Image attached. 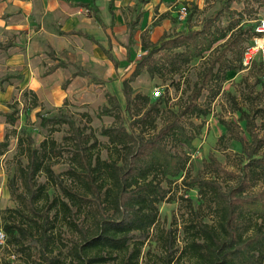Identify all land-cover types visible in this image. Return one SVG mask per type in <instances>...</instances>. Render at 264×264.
<instances>
[{"label": "trees", "instance_id": "trees-1", "mask_svg": "<svg viewBox=\"0 0 264 264\" xmlns=\"http://www.w3.org/2000/svg\"><path fill=\"white\" fill-rule=\"evenodd\" d=\"M232 1L220 0L198 27L163 32L156 41L141 35L145 52L122 79L124 107L107 92L101 108L113 117L100 131L107 138L104 147L91 126H79L64 113L40 116L48 135L37 145L23 128H12L18 164L7 186L15 206L0 211V228L5 244L24 257L21 264H141L144 244L159 221V204L173 199L170 185L179 176L182 184L197 190L199 203L187 204L181 247L176 229L156 233L162 254L155 264H264V133L255 131V114L234 101L232 110L244 119L248 139L236 123L221 119L226 131L220 138L239 143L243 154L236 170L210 157L207 175H183L188 150L202 129L190 117L210 113L209 102L200 100L203 90L215 97L226 71L243 68V48L256 33L240 25L241 13L230 8ZM82 5L101 22L97 9ZM224 13L230 18L221 25ZM139 15L129 23L131 41ZM107 55L116 65L112 54ZM196 58H204L203 66L189 94L157 126L162 95L150 99L131 83L146 71L172 84L173 76L183 75ZM250 67L263 70L259 60ZM0 115L11 125L15 122V109ZM62 125L66 129L58 141L53 133ZM7 146L8 135L0 142V147ZM61 162L67 168L57 174L53 166Z\"/></svg>", "mask_w": 264, "mask_h": 264}, {"label": "rangeland", "instance_id": "rangeland-1", "mask_svg": "<svg viewBox=\"0 0 264 264\" xmlns=\"http://www.w3.org/2000/svg\"><path fill=\"white\" fill-rule=\"evenodd\" d=\"M38 6V0L32 1L26 9L18 7L14 0H0V42L7 44L5 49H0V79L3 78L0 80V112L15 109L16 114L12 125L0 115V142L8 135L7 148L0 147V211L15 206L7 186L18 164L15 156L17 140L12 128H23L37 145L48 135L47 128L40 124V116L64 113L79 126H91L95 137L104 147L107 138L100 131L113 121L112 116L101 112L102 106L107 103L106 93L115 94L124 107L122 79L129 75L135 61L145 52L140 45L139 29L135 31L130 56L125 55L124 48L115 39L118 36L127 41L126 21L133 16L128 6L120 8L124 21L118 24L120 27H116V37L112 39L111 51L118 63L116 68L95 43L76 34L62 33L68 29H82L92 32L107 46L106 34L96 27L92 15L88 16L76 8L66 17H58V13L55 17L52 10L43 11ZM219 6L220 0H170L164 6L153 2L148 7L143 26L154 40L163 32L198 27L202 18ZM230 8L241 13L240 25L243 28H254L256 22L264 18V3L261 4L259 0H234ZM99 13L103 15L102 8H99ZM239 14L235 13L234 18ZM229 18L228 13H224L219 23L225 25ZM203 60L194 59L183 75H174V85L170 84V79L163 80L146 71L131 83L135 92L148 94L150 99L162 95L165 100L162 104L163 115L158 118L157 126L163 123L166 112L176 110L186 99L203 66ZM250 68L226 71L220 91L213 98H209L207 91L203 90L200 100L209 102L210 113L190 117L194 122L201 123L202 129L188 150L190 162L183 173L186 179L207 175L210 157L216 158L228 170H236L243 159L239 143L220 138L226 131L221 119L236 123L240 135L244 139L249 138L244 119L239 118V111L232 110L234 101L242 109L255 114V131L263 135L264 82L259 78L260 69ZM166 87L168 91L165 94ZM157 89L159 94L155 95ZM31 92L36 95L35 106L32 105ZM256 109L258 112H255ZM65 129L66 126L62 125L59 131L53 133L54 138L61 140ZM105 156V149L102 148L101 157ZM20 160L25 163V159ZM66 168L65 162L53 166L57 174ZM180 181L182 176L170 185V197L172 195L173 199L159 204V221L144 244L141 264H155L162 254L159 244L154 241L159 229H176L177 245H182V225L188 212L187 204L193 202L198 205L199 198L196 189H189ZM23 259L5 242L0 243V264L4 261L21 264Z\"/></svg>", "mask_w": 264, "mask_h": 264}, {"label": "crops", "instance_id": "crops-1", "mask_svg": "<svg viewBox=\"0 0 264 264\" xmlns=\"http://www.w3.org/2000/svg\"><path fill=\"white\" fill-rule=\"evenodd\" d=\"M32 1L34 0H14L15 3L18 4V7L21 8H28L30 7ZM170 0H148L146 2H139L138 0H38L39 8H41L43 11L52 10L55 17L58 13L59 16L66 17L69 13H71L72 9H80V11H84L85 14L88 16L92 15V11L88 10L87 7L83 6L82 4H89L94 9H97V12L101 18V22L97 21L95 17L92 15L96 22V27L106 34V42L107 46L102 44L99 39L92 33L88 32L82 29H68L62 31V33L66 34H76L79 36H82L83 38L95 43L100 47V49L103 51V53L108 57L107 52L112 54L111 46H112V39L116 37V27L117 29L120 27L118 24L122 23L124 21L122 13L120 8L128 6L133 11V16L126 21V26L128 29L127 32V41H125L122 38H115L117 43L122 46L125 50V55L130 56V46L133 44L135 40V31L139 29V37H140V45L141 44V35L143 33H146L150 40L156 41L157 39H152L146 29L144 28L143 19L145 18L146 14L148 13V7L154 2V3H160L161 6H164L165 3H168ZM109 4H111V8H109ZM99 8L103 10V15L99 13ZM89 12V13H88ZM137 12H140V15L138 17L137 24L135 25V28L133 29L132 34V41L130 37V27L129 23L135 20V16ZM162 34V33H161ZM90 35L92 38L86 36ZM2 43V42H1ZM7 47V44H2V47L0 49H5ZM143 47V46H142ZM144 49V48H143ZM145 51V49H144ZM51 53H55L54 50H49ZM113 56V54H112ZM114 58V57H113ZM110 60V58L108 57ZM115 59V58H114ZM116 60V59H115ZM112 63L113 61L110 60ZM117 62V61H116ZM66 66V65H65ZM113 66L116 68L118 66V63L116 65L113 63Z\"/></svg>", "mask_w": 264, "mask_h": 264}, {"label": "built area", "instance_id": "built-area-1", "mask_svg": "<svg viewBox=\"0 0 264 264\" xmlns=\"http://www.w3.org/2000/svg\"><path fill=\"white\" fill-rule=\"evenodd\" d=\"M254 31L256 33L243 48L241 63L244 66L243 68H248L255 60H259L263 67L260 78L264 82V18H260L256 22ZM154 94L158 95L159 90H155ZM4 242L5 235L0 228V243Z\"/></svg>", "mask_w": 264, "mask_h": 264}]
</instances>
